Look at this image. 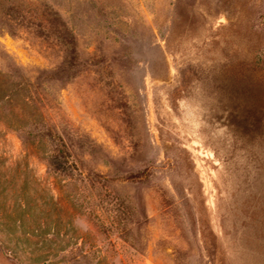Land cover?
<instances>
[{
  "label": "rangeland",
  "instance_id": "1",
  "mask_svg": "<svg viewBox=\"0 0 264 264\" xmlns=\"http://www.w3.org/2000/svg\"><path fill=\"white\" fill-rule=\"evenodd\" d=\"M0 264H264V0H0Z\"/></svg>",
  "mask_w": 264,
  "mask_h": 264
}]
</instances>
